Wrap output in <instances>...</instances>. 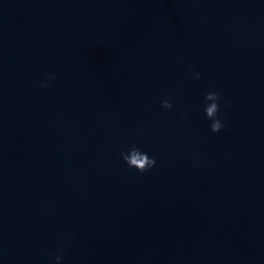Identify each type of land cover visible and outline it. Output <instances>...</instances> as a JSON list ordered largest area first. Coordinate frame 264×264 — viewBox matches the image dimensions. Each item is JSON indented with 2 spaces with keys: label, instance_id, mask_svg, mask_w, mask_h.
Wrapping results in <instances>:
<instances>
[{
  "label": "clouds",
  "instance_id": "1",
  "mask_svg": "<svg viewBox=\"0 0 264 264\" xmlns=\"http://www.w3.org/2000/svg\"><path fill=\"white\" fill-rule=\"evenodd\" d=\"M49 80L54 79L52 74H49ZM194 79L200 78V73H195L193 76ZM42 87H48L47 82H42ZM222 99V93L219 91H210L206 93L204 113L208 120L211 121L210 130L213 133H219L224 127L222 123V117L219 116L220 112V102ZM161 107L164 109H171L173 107L170 100L165 99L161 102ZM121 158L128 165L129 168H134L140 173H144L152 169L156 160L154 157H150L146 152H143L136 145H132L127 149V151H122L120 153ZM63 243L58 245L57 253L53 254L56 264H60V261L63 259Z\"/></svg>",
  "mask_w": 264,
  "mask_h": 264
}]
</instances>
